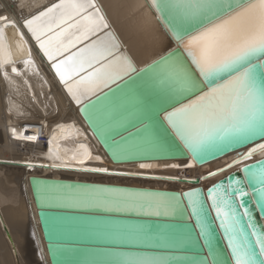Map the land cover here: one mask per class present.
Returning <instances> with one entry per match:
<instances>
[{"label": "snow or ice", "instance_id": "snow-or-ice-1", "mask_svg": "<svg viewBox=\"0 0 264 264\" xmlns=\"http://www.w3.org/2000/svg\"><path fill=\"white\" fill-rule=\"evenodd\" d=\"M149 6L167 44L163 55L143 67L107 31L110 25L95 0H58L20 23L0 16V69L22 58L14 53L16 41L24 48L34 40L117 163L165 159L167 147L158 133L166 126L193 164L255 144L227 165L237 167L242 178L233 173L206 194L194 188L182 195L34 180L38 206L100 213L44 221L55 227L57 221L76 220L82 241L105 245L85 249L83 264H264V225L250 207L264 218V160L247 163L264 150V142L257 143L264 141V0H149ZM29 55L25 49L26 64ZM49 158L60 161L52 165L59 168L93 156L86 150L69 157L57 146ZM84 171L144 176L105 167ZM176 221H195L194 229ZM214 224L224 252L216 246ZM190 244L197 248L194 254Z\"/></svg>", "mask_w": 264, "mask_h": 264}, {"label": "bare ground", "instance_id": "bare-ground-1", "mask_svg": "<svg viewBox=\"0 0 264 264\" xmlns=\"http://www.w3.org/2000/svg\"><path fill=\"white\" fill-rule=\"evenodd\" d=\"M54 2L58 0H0V16H8L20 23ZM95 2L110 25L107 31L116 37L138 67L164 54L167 44L165 30L149 6V0ZM16 45L14 53L22 58L14 65L0 69V264H50L31 193V177L181 193L196 186L207 189L217 183L237 170V167L227 168V165L238 160L239 154L249 147L256 146L253 144L201 167L193 164L192 158L113 164L84 123L77 106L67 96L36 42L29 41L24 48L19 47V41ZM25 49L30 51L28 64L23 58ZM12 67L16 68L15 72ZM18 135L35 136L36 140L17 139ZM44 139L46 143L42 141ZM57 146L69 157L91 151L93 159L85 164L54 167L52 165L60 161L49 157L56 152ZM97 156L100 160L95 159ZM262 157L264 150H258L247 163ZM140 163H150L153 167L140 169ZM170 164H179L180 167H168ZM185 164L193 166L185 167ZM95 167L108 168L109 172H141L144 176H112L84 171ZM221 167L226 171L219 172ZM211 172L217 175L211 177Z\"/></svg>", "mask_w": 264, "mask_h": 264}, {"label": "water", "instance_id": "water-1", "mask_svg": "<svg viewBox=\"0 0 264 264\" xmlns=\"http://www.w3.org/2000/svg\"><path fill=\"white\" fill-rule=\"evenodd\" d=\"M54 71V70H53ZM78 112L83 119L84 123L96 139L97 143L99 146L102 148L108 159L111 161L113 164H126V163H137V162H150V161H168V160H188L191 158L190 156H187L186 152L183 150L182 146L179 145L178 141L175 139V137L172 135L170 130L166 129V126L164 129L159 130V135L161 137L162 142L166 145L167 151L163 153L162 155L165 156V159H138V160H132V161H127L124 163H117L113 157L110 155V153L107 150V147L105 144H103L96 133L92 130V128L89 126V122L84 116V114L80 111L79 107ZM163 113H161V120H162ZM124 135H127V133H124ZM119 139V137H116ZM261 142V141H257ZM253 145V144H252ZM251 145L244 146V145H237L234 150H229L226 153L220 154L218 157H209L208 160L204 163H201L199 161H196L195 164L199 167L210 164L212 162H215L217 160H220L232 153L244 150L248 148ZM259 160H264V157L259 158L255 161L250 162L249 164L255 163L256 161ZM242 167V166H241ZM235 173L238 177L242 178V173L238 172V169L235 170L234 172H231L229 175L226 177L220 179L217 183L221 181H225L228 176L232 175ZM34 180H40V181H45L49 183L53 182H62L66 184H86L90 186H107V187H122V188H127V189H137V190H142L145 188H134V187H127V186H117V185H112V184H103V183H90V182H80V181H72V180H60V179H49V178H42V177H31L29 179L30 182V188H31V193L33 197V201L35 204V208L38 213V219L41 227V231L43 234V239L46 244V249L49 257L50 264H83V261L87 259L85 255V249H90V248H99V247H104L105 245L99 244V243H90V242H84L82 241L77 235H76V225L78 221L73 220V219H68V220H62V221H57L55 227H50L48 224L45 223L44 217H85V216H95V215H100V213L97 212H83V211H74L70 209H65L61 207H49V206H44L40 207L38 206L37 203V197L34 194V185L33 181ZM215 183V184H217ZM212 186V185H211ZM209 186V187H211ZM203 189L205 194L207 193V189H204L203 187H192L189 188L183 192H177V191H163V190H158L162 191L168 194H175V195H182L184 192L193 190V189ZM153 190V189H149ZM186 203V201H185ZM250 207L253 208L254 215L256 216L257 223L264 225V218H261V215L259 214L258 210L255 209L254 204H250ZM128 219L134 220L136 217H129ZM174 223H177L180 227L184 228L186 227L187 229H194L195 221H176ZM214 230L216 231V246L218 250L221 252L225 251V244L223 239L219 235V231L216 230L215 224L213 225ZM198 234L195 231H192V237L193 240H195L196 236ZM188 250L189 254H194L197 251V248L194 247L193 245H188Z\"/></svg>", "mask_w": 264, "mask_h": 264}, {"label": "built area", "instance_id": "built-area-1", "mask_svg": "<svg viewBox=\"0 0 264 264\" xmlns=\"http://www.w3.org/2000/svg\"><path fill=\"white\" fill-rule=\"evenodd\" d=\"M44 143H46V140L44 139V140H42Z\"/></svg>", "mask_w": 264, "mask_h": 264}]
</instances>
